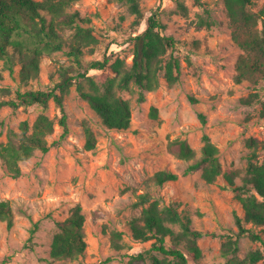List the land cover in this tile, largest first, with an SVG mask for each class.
Masks as SVG:
<instances>
[{"label": "rangeland", "instance_id": "1", "mask_svg": "<svg viewBox=\"0 0 264 264\" xmlns=\"http://www.w3.org/2000/svg\"><path fill=\"white\" fill-rule=\"evenodd\" d=\"M139 2L145 16L158 9L166 25L164 32L178 40L174 53L181 60L180 80L171 86L163 79L158 89L146 92L142 102L138 100L137 86L121 92L132 106V125L127 130L105 126L74 84L64 100L69 132L61 144L48 152L36 150L33 157L21 163L20 177L9 175L0 158V199H10L16 213L11 228L0 219V264H130L129 254L152 244V240H135L128 225L130 218L141 213L142 208L134 203L146 191L163 203H180V210L192 219V225L206 233L200 239L203 256L198 262L191 259L192 264H226L228 257L222 253V243L227 235L238 232L235 215L243 214L242 206L223 176L207 183L201 170L185 173L191 161L177 157L170 142L176 137L187 139L200 156L203 135H210L219 147L224 170H236V181L241 183L252 151L248 140L253 137L264 141L261 101L246 104L242 98L259 90L264 100V79L257 85L250 80H236L237 60L243 50L233 38L224 0ZM263 4L264 0H255L254 9ZM72 9L91 18L89 25L100 40L93 52L86 51L85 64L106 56H120L132 62V37L146 24L136 22L137 16L127 2L80 0ZM73 65L67 51L46 55L40 76L28 87L47 90L54 85L53 76L60 75V68ZM105 71L111 72L110 67L89 69L88 74L99 81ZM18 86V74L11 73L0 60V101L15 98ZM4 87H10L12 93L1 91ZM153 105L158 107V118L151 115ZM45 111L56 120L55 131L48 136L53 142L64 132L59 122L62 112L53 99ZM42 112L40 104L17 109L0 106V142L10 137L17 139L20 123L27 119L32 124ZM200 113L206 115V123ZM86 126L96 136V147L91 150L86 148ZM258 152L262 161L264 147ZM161 169L177 172L178 180L163 186L149 182ZM78 203L86 214L87 251L78 259L53 260L50 249L58 231L56 220L65 219ZM35 222H39V229L32 236ZM114 228L125 232L124 240L131 249L118 251L112 247L110 231ZM261 246L249 235H243L237 255L243 259ZM132 264H151V260Z\"/></svg>", "mask_w": 264, "mask_h": 264}, {"label": "trees", "instance_id": "2", "mask_svg": "<svg viewBox=\"0 0 264 264\" xmlns=\"http://www.w3.org/2000/svg\"><path fill=\"white\" fill-rule=\"evenodd\" d=\"M80 0H0V60L11 73H17L19 86L15 98L0 101V106L9 105L14 109L21 106L40 104L43 112L31 124L29 120L20 123L21 133L17 139L10 137L0 142V158L6 171L13 177L23 174L21 163L34 156L36 150L48 152L51 147L61 144L69 132L65 96L76 84L80 95L86 99L102 123L110 129L127 130L132 125V106L121 92L137 86L140 90L139 101L146 100V92L161 86L164 79L169 85L180 80L181 60L174 53L177 39L166 34L160 11L152 9L148 16L142 11L139 0L125 1L129 10L137 16V23L145 22L146 27L132 37L133 60L128 63L120 56H106L104 60H91L85 64L87 50L93 52L100 40L89 25L91 18L82 16L73 5ZM231 24L233 38L243 52L237 60L236 80H250L259 84L264 79V4L254 9L255 0H224ZM68 49V50H67ZM58 51H67L73 58L72 67L60 68V75L53 76L54 85L47 89L28 87L41 73L42 59ZM76 64V65H75ZM99 81L88 74L89 69L106 70ZM77 67V68H76ZM79 68V69H78ZM84 69V70H83ZM77 70V74L73 71ZM4 93H12L10 87L1 88ZM54 100L61 110L59 120L64 132L58 140L49 142L48 136L55 131L56 120L46 109ZM193 101L197 98L191 96ZM261 101L260 117L264 119V100L259 90L242 98V102L252 104ZM151 115L159 117L158 107L151 106ZM203 123L207 122L204 113L199 114ZM86 148L96 147V136L90 126L85 127ZM204 144L201 155L187 139L176 137L171 140L170 148L183 160L191 161L185 173L202 171L207 183H214L223 176L228 186L235 192V198L242 206L243 214L236 213L238 232L227 235L222 243V253L228 257L226 264L264 263V159L260 161L258 150L264 141L251 137L248 144L252 149L248 167L242 182L236 181L239 173L234 169L224 170L219 156V147L210 135H203ZM179 174L170 169L157 171L149 180L158 186L178 180ZM134 203L141 207V213L128 220L132 237L137 241H151L149 248L129 254V263L150 259L151 264H192L203 256L200 239L206 234L192 225V219L184 215L177 201L163 203L150 191L139 194ZM16 213L10 199H0V219L9 228L15 223ZM51 217V216H48ZM58 231L55 233L50 256L53 260L78 259L84 256L88 242L86 238V214L78 203L63 220H56ZM39 229V222L31 228L32 236ZM125 232L119 229L110 231L111 245L120 251L128 245L124 240ZM249 235L262 246L251 250L241 259L237 253L240 237ZM111 258H109L110 260ZM79 264H94L83 263Z\"/></svg>", "mask_w": 264, "mask_h": 264}]
</instances>
